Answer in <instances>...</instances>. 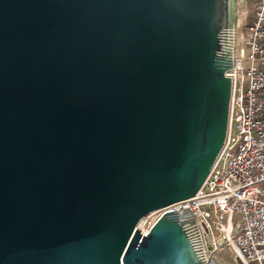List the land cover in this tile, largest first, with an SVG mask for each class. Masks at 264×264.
<instances>
[{"label": "water", "instance_id": "95a60500", "mask_svg": "<svg viewBox=\"0 0 264 264\" xmlns=\"http://www.w3.org/2000/svg\"><path fill=\"white\" fill-rule=\"evenodd\" d=\"M224 0H0V264H202L188 209L228 135Z\"/></svg>", "mask_w": 264, "mask_h": 264}, {"label": "built area", "instance_id": "2783aa9c", "mask_svg": "<svg viewBox=\"0 0 264 264\" xmlns=\"http://www.w3.org/2000/svg\"><path fill=\"white\" fill-rule=\"evenodd\" d=\"M234 25L235 0H224L221 24L232 30L233 90L225 145L196 193L141 218L146 231L168 211L188 209L197 224V256L213 264L227 244L246 264H264V0H253L254 20Z\"/></svg>", "mask_w": 264, "mask_h": 264}, {"label": "bare ground", "instance_id": "6f19581e", "mask_svg": "<svg viewBox=\"0 0 264 264\" xmlns=\"http://www.w3.org/2000/svg\"><path fill=\"white\" fill-rule=\"evenodd\" d=\"M240 1L241 0H235V7H234V25H239L240 22H242V18H241V13H240ZM244 4V3H243ZM245 13V12H244ZM137 226L139 228H141L142 226V220H140L137 224ZM142 230L143 232L146 231V227H142ZM235 250L236 252V259H238V261L241 263V264H246V261H244L242 255L240 254L239 251H237L231 244H227L225 245L220 251L219 253L217 254V259L218 257L220 256H223V255H227V257L229 256V254H231L232 250ZM217 261H213V264H216Z\"/></svg>", "mask_w": 264, "mask_h": 264}, {"label": "rangeland", "instance_id": "374dc122", "mask_svg": "<svg viewBox=\"0 0 264 264\" xmlns=\"http://www.w3.org/2000/svg\"><path fill=\"white\" fill-rule=\"evenodd\" d=\"M248 3H249V6H248V18H247V22L248 23H251L252 20H254V17H255V12L254 10L252 9L251 7V2L253 0H247ZM243 0L240 1V13H241V18L243 20L244 18V12H245V8L243 6ZM216 264H241L238 259H236V252L235 250L233 249L231 254H229V256L227 257V255H223V256H220L218 257V260L216 262ZM251 264H256V263H251Z\"/></svg>", "mask_w": 264, "mask_h": 264}]
</instances>
